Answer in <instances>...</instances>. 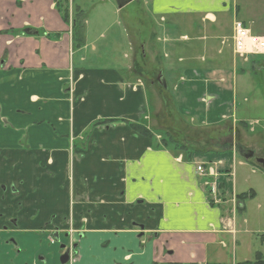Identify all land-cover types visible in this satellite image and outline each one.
Instances as JSON below:
<instances>
[{"label":"crops","instance_id":"crops-1","mask_svg":"<svg viewBox=\"0 0 264 264\" xmlns=\"http://www.w3.org/2000/svg\"><path fill=\"white\" fill-rule=\"evenodd\" d=\"M87 1H70L86 16L85 45L73 49L72 23L63 21L54 0H0V184L9 190L0 187V200L5 195L11 205L0 221V262L33 264L42 251L36 232L52 216L57 226L70 216L78 250L72 264H246L256 254L264 258V235L256 247L249 221L236 218L245 212V199L237 196L248 193L236 191V166L244 164L235 145L186 161L155 149L159 135L132 127L156 129L143 84L149 70L140 65L149 58L160 62L158 75L174 76L180 116L199 126L231 118L246 124L236 115L238 74L264 81V56L244 62L232 43L223 52L219 43L226 31L231 41L235 20L264 36V0L153 3L172 21L156 23L158 31L144 41L129 40L133 54L124 57L131 63L102 65L93 63L100 55ZM26 29L39 34L26 35ZM8 238L16 244L7 245ZM16 248L27 253L15 256Z\"/></svg>","mask_w":264,"mask_h":264},{"label":"rangeland","instance_id":"rangeland-1","mask_svg":"<svg viewBox=\"0 0 264 264\" xmlns=\"http://www.w3.org/2000/svg\"><path fill=\"white\" fill-rule=\"evenodd\" d=\"M87 3V19L91 22L93 30L92 41L98 39L95 44L98 47L96 54L100 55L93 63L100 65L131 63L124 57L125 54H133L128 45L129 40L133 38L137 41H144L156 29L158 31L156 23L163 26L167 23V19L171 21L173 19L166 13H157L153 8L157 3L165 7L164 0H153V2L152 0H134L118 12H116L118 8L116 0H88ZM169 3L179 4V0H170ZM227 37L228 32L226 31L219 43L222 52L230 46L231 41ZM168 41L164 40V42ZM89 62L92 63V60L90 59ZM140 65L143 66L142 70H149V82L144 83L143 81V84L144 86L149 84L147 87L149 88V103L154 109L152 125L156 128L155 133L168 134L176 138L184 137L197 143L195 149L199 151L196 153L199 155L222 153L229 149L230 145L232 147L235 145L252 150L257 157L264 158V81L262 78L238 74L239 91L236 99V115L239 120L248 121L246 124H238L231 118L212 126H199L177 113L174 76L165 74L167 88L164 89L162 85L155 83L156 74L162 68L160 62L149 58L147 61L140 62ZM151 82L154 85L151 86ZM252 85L254 89L249 88ZM244 88L246 90H243ZM249 123L255 124L249 125ZM159 133L157 135L160 140ZM235 151L237 153L236 148ZM237 158L244 165L237 164L236 166V191L240 194L249 193L252 190L255 196L245 199L243 202L245 212L242 215L238 212L236 218L242 220L243 216L249 221L246 229L250 231L249 236L258 247L261 245L259 238L262 234L264 235V170L255 160H244L239 155ZM210 198L212 196H209Z\"/></svg>","mask_w":264,"mask_h":264},{"label":"flooded vegetation","instance_id":"flooded-vegetation-1","mask_svg":"<svg viewBox=\"0 0 264 264\" xmlns=\"http://www.w3.org/2000/svg\"><path fill=\"white\" fill-rule=\"evenodd\" d=\"M259 158L264 159L263 157H257L254 152V157L252 160H255V162H257V159ZM0 185L4 194L9 192V190L7 189L8 188L7 185L5 184H0ZM10 194L12 195L13 200L20 199L19 192L14 185L10 187ZM0 206H1L0 208L4 210V212L0 213V221H3L6 219V215L8 214V211L11 208V205L8 203V200L7 198H5V195H3L0 200ZM20 206L21 204L17 206V211L20 210L19 209ZM54 220H55V216H52L51 219L48 222H46L43 225V227L36 232L38 238V244L40 248H42V251L35 252L33 264H62L61 257L66 253L69 256V260L66 264H72L73 261L78 256L77 242L74 239V231L72 230L71 227L72 221L70 219V216H63L60 222L61 224L58 226L54 224ZM6 221L9 222V224H11L14 227L17 226L16 219H10ZM5 229H8V227L4 226L3 230L1 229V231L4 232ZM78 233H79L78 237L82 235V232H78ZM5 242L7 245L16 244L14 238H8V240H6ZM25 253H27V251L25 252L16 248L14 254L16 256ZM52 259H54V262L51 261ZM28 262L29 260L23 261L22 263L21 262L17 263L14 259L6 258L3 259L0 262V264H28Z\"/></svg>","mask_w":264,"mask_h":264},{"label":"trees","instance_id":"trees-1","mask_svg":"<svg viewBox=\"0 0 264 264\" xmlns=\"http://www.w3.org/2000/svg\"><path fill=\"white\" fill-rule=\"evenodd\" d=\"M54 1L56 4V9L60 13L63 21L65 23H72L71 25H72V37H73V49H81L85 45V40H84V30H85L84 22L86 19L85 14L71 7L69 0H54ZM163 75H164V72H163ZM157 78H158V74H156L155 83H158ZM145 80L146 82L147 81L149 82L148 78H146ZM147 86H149V84H147ZM132 127L135 130L139 131L140 133H143L144 135L149 136V137H153L159 133V132L155 133L152 130L148 131L140 125H132ZM159 134L161 135V139L159 141V144L155 146V149L168 150L175 156H183V158H185L186 161H191L193 154L199 153V151L195 149L196 148L195 146L197 145V143H193L192 141L187 140L184 137L176 138L174 136L171 137V135H168V134H164V135L161 133ZM192 143H193V146H192ZM247 197H250V198L253 197L252 191L249 192L248 194H241L237 196L239 200L246 199ZM246 264H264V258L262 257L261 254H256L255 261L251 263H246Z\"/></svg>","mask_w":264,"mask_h":264},{"label":"built area","instance_id":"built-area-1","mask_svg":"<svg viewBox=\"0 0 264 264\" xmlns=\"http://www.w3.org/2000/svg\"><path fill=\"white\" fill-rule=\"evenodd\" d=\"M232 46L234 56L248 61L251 56L264 55V37L252 33L242 22L235 20L233 23ZM182 40H188L187 37ZM141 85V83H139ZM198 172L203 174L204 168L198 166Z\"/></svg>","mask_w":264,"mask_h":264},{"label":"water","instance_id":"water-1","mask_svg":"<svg viewBox=\"0 0 264 264\" xmlns=\"http://www.w3.org/2000/svg\"><path fill=\"white\" fill-rule=\"evenodd\" d=\"M134 0H116L118 8L122 9L123 7H125L126 5H128L130 2H132ZM24 33L26 35L29 36H37L39 34V32L37 30H33V29H26L24 31ZM158 82L164 87L167 88V84L165 82V79L163 77V74L160 73L159 77H158ZM238 153L240 154L241 157H243L245 160H251L254 157V151L252 150H248V149H243L242 147L238 148ZM257 163L262 167V169L264 170V159L259 158L257 159ZM69 260V256L68 254H64L61 257V263L62 264H66Z\"/></svg>","mask_w":264,"mask_h":264}]
</instances>
